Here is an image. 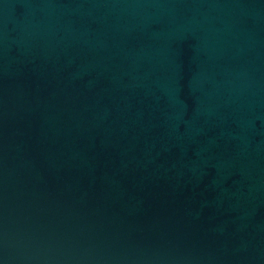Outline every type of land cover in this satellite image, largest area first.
<instances>
[{"label":"water","instance_id":"1","mask_svg":"<svg viewBox=\"0 0 264 264\" xmlns=\"http://www.w3.org/2000/svg\"><path fill=\"white\" fill-rule=\"evenodd\" d=\"M0 264H264V0H0Z\"/></svg>","mask_w":264,"mask_h":264}]
</instances>
